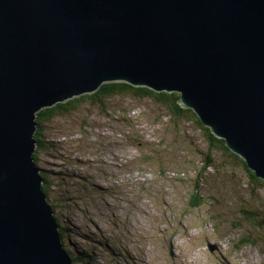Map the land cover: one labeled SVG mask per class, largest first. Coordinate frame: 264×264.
<instances>
[{"label": "water", "instance_id": "1", "mask_svg": "<svg viewBox=\"0 0 264 264\" xmlns=\"http://www.w3.org/2000/svg\"><path fill=\"white\" fill-rule=\"evenodd\" d=\"M103 82L178 91L264 181V0H0V264H69L33 117Z\"/></svg>", "mask_w": 264, "mask_h": 264}, {"label": "rangeland", "instance_id": "2", "mask_svg": "<svg viewBox=\"0 0 264 264\" xmlns=\"http://www.w3.org/2000/svg\"><path fill=\"white\" fill-rule=\"evenodd\" d=\"M131 96L114 94L104 100L105 109L88 111L80 103L42 124L54 147L39 151L38 168L47 170L51 184L72 178L88 186L68 204L55 186L48 188V202L42 194L55 232L58 221L67 223L65 236L84 257L81 264H264V184L253 182L226 151L209 149L191 114L171 121L166 107ZM124 113L136 122L122 125L116 116ZM145 143L159 153L142 163L153 148ZM206 151L211 165L198 179L205 203L188 208L189 179ZM158 164L179 172L156 177ZM49 204L58 205L54 215Z\"/></svg>", "mask_w": 264, "mask_h": 264}, {"label": "trees", "instance_id": "3", "mask_svg": "<svg viewBox=\"0 0 264 264\" xmlns=\"http://www.w3.org/2000/svg\"><path fill=\"white\" fill-rule=\"evenodd\" d=\"M122 94V93H129L131 94L134 98V96L136 97H141V98H145V97H150L151 101L156 104V105H160L162 107H166V112L167 114L170 116V118L172 119L171 121H179L183 119V115L184 114H191L192 116H194L196 118V122L200 125V127L206 132L203 135L206 137L205 141L208 143V145L210 146L209 149L211 148V146L214 147H219L222 150L226 151L229 155V157L233 158L235 163L236 161L242 166V168L247 172V174L250 176V178L252 179L253 182L256 183H260V184H264V181L257 175L254 174L253 170L249 169L245 163V161L242 159V157L240 155H238L236 152H234L233 150H231L224 142V139L221 137H218L216 135H214L209 127L205 126L202 121L198 118V116L196 115V113L190 108V107H186V106H182L178 100V92L175 91H166V90H153L149 87H143V86H135V85H128V84H120V83H112V82H104L101 83L94 91L92 92H85V93H81L77 96L71 97V98H67L64 99L62 101H58L55 103H52L48 106H44L39 108L35 113H34V117H33V131L31 134V143L33 145V150L30 154L31 160L32 162H34V164L36 165V162L38 160L39 157V151H43L45 152L46 149L48 147H50V149H52V147H54L53 143L49 141L46 138V134H44V128L42 126V124L44 122H49L51 121L53 118L58 117V116H62V115H66L69 114L70 111L74 108H76L80 103H82L85 107H87L88 111H90L91 107H99L100 105L103 107V109H105V102L104 100L109 99L111 96H113L114 94ZM100 109V108H98ZM94 110V108H93ZM101 112H103L100 109ZM165 113V111H164ZM166 114V113H165ZM166 114V115H167ZM119 121H122V125L126 126L127 125V121L129 119H132L134 122H136L135 117H130L122 114L120 116H116ZM174 117V118H173ZM177 126V125H176ZM179 126H177L176 128L178 129ZM81 129V128H80ZM83 129V128H82ZM140 130V129H139ZM117 137L114 138V140H116ZM146 138V137H145ZM143 138L142 140L145 142H149L146 141V139ZM137 141H140V139H136ZM161 143V142H160ZM52 145V147H51ZM145 145H147V147H153L150 150V153L146 154V157L141 159L142 163H145L146 161H148V158L156 155L157 153H159V149L155 148L156 145H150L148 143H145ZM147 149V148H146ZM142 153V152H140ZM143 154V153H142ZM201 157V165L199 167L198 170H195L193 177H191L189 180L190 185H189V192L187 195V199H186V205L187 207H198L199 205L205 203V199H203L204 196H206V194H203L201 192V186H200V182H199V177H203L204 178V169L208 166L211 165V156L209 151H206L205 153L200 155ZM37 168V173L39 176V190L41 194H44L45 196V200L48 202V197L50 195V193L48 192V188L51 186H55V192L62 196L63 198V203L64 204H68L67 202H70L71 199L73 198V200H75L74 198V193L76 191H79V193L81 194L84 190H86L88 188V186L82 185V184H78L77 181L73 182L72 178H66L67 180V184L65 185L64 183H60V184H56V183H52L50 181H48V178H46L49 174L47 172V170L45 168H38V166L36 165ZM164 171H171L174 174L179 172V171H175L173 170L171 167L165 166V165H157V172H155V176L159 177V178H164V177H160L159 173H163ZM182 176H177L175 177L176 180H181ZM165 182V180H163ZM112 186H116V185H107V186H103V188H105L106 190H109L110 187ZM58 187H60V189H58ZM51 190H54L52 188H50ZM83 189V191H82ZM125 189V188H124ZM69 191H73V193L69 192ZM109 193V192H108ZM57 195V196H58ZM66 196V197H65ZM73 196V197H72ZM110 198L112 200H115L113 196H110ZM59 202H61V200L59 199ZM51 211L54 215L55 211H56V207L58 206H54L52 204H49ZM68 208H70V206L68 205ZM108 212V211H107ZM112 214V211L109 212ZM109 218H112V216L110 215ZM56 221V219H55ZM58 221V219H57ZM259 223V221H258ZM67 223L63 222V223H59L58 221V225L56 224V228H58V232H59V242L62 245L67 258L69 259V261L71 263H79L84 259L83 256H81L79 253H77L78 251H75L76 249H70L73 244H75L72 240L68 239V237L65 236L66 234V227H64ZM57 232V231H56ZM62 238V240L60 241V239ZM248 237L245 236L243 238H241L240 242H247ZM96 241V239H95ZM73 253V255H72ZM85 264V263H84ZM87 264V263H86Z\"/></svg>", "mask_w": 264, "mask_h": 264}, {"label": "bare ground", "instance_id": "4", "mask_svg": "<svg viewBox=\"0 0 264 264\" xmlns=\"http://www.w3.org/2000/svg\"><path fill=\"white\" fill-rule=\"evenodd\" d=\"M31 179H32V181H35V180H37L35 177H31ZM45 218H46V220H47V223H48V226H49V229H50V232L51 233H53L52 232V230H53V226H52V224L50 223V221H49V219L47 218V216L45 215ZM52 235V234H51ZM52 238H53V240H54V237L52 236ZM56 250H58V248H57V246H56ZM57 253H58V251H57ZM59 254V253H58ZM61 261V260H60ZM61 264H64V263H62V261H61Z\"/></svg>", "mask_w": 264, "mask_h": 264}]
</instances>
